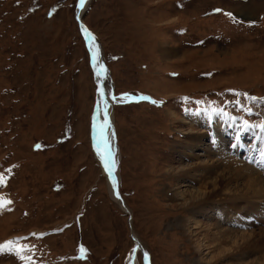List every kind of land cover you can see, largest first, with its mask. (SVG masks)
Instances as JSON below:
<instances>
[{
	"label": "rangeland",
	"instance_id": "rangeland-1",
	"mask_svg": "<svg viewBox=\"0 0 264 264\" xmlns=\"http://www.w3.org/2000/svg\"><path fill=\"white\" fill-rule=\"evenodd\" d=\"M77 2L0 0V200L11 201L0 209V244L15 241L31 257L0 255V264H128L134 252L143 264V251L151 264H239L260 255L264 198L238 199L236 208L207 201L201 222L212 233L219 225L255 231L236 232L240 248L254 251L238 255L224 238L200 254L175 220L190 212L167 190L201 184L185 174L172 180L173 168L213 159L242 166L248 152L234 154L236 144L261 145L251 133L254 141H237L234 122L264 125V0L89 1L83 20L113 100L119 190L131 219L93 148L98 88ZM216 120L232 133L221 148ZM196 135L203 144L186 151Z\"/></svg>",
	"mask_w": 264,
	"mask_h": 264
},
{
	"label": "bare ground",
	"instance_id": "bare-ground-1",
	"mask_svg": "<svg viewBox=\"0 0 264 264\" xmlns=\"http://www.w3.org/2000/svg\"><path fill=\"white\" fill-rule=\"evenodd\" d=\"M89 1L90 0H85V5L83 9L84 12L87 9V5ZM92 36L93 35L91 34L87 37L86 44H88L89 51L91 54V64H92V68L94 71V75L96 77L95 79H96L97 88H98L95 108L96 110H99L98 111L99 117H97V113L95 115L96 111L94 108V114H93V119H92V136H91L92 143H93V148L96 153L98 162L101 165V168H102V171L104 172L105 177L107 178L111 195L114 198V200L116 199V201L120 203V200L117 199V197H115V193H114L115 186L113 185V182H112L113 177H114L116 181L115 185L119 187L120 180H121L120 179V167H119L121 153H120V149L116 141V135H115V128H114L115 118H114L113 100H112L110 89L107 83L105 82V74H104V71L102 69V64H101V61H102L101 53H99L100 51H98L97 43L95 42V40H93ZM93 52L96 53L95 60L93 59ZM171 52L174 53L173 51ZM101 90L104 91L103 98L100 95ZM107 104L109 105V107H108V113L105 116L102 110H103V106ZM102 122L104 125L107 123L106 126L108 128L107 130H108V135H109L108 145L111 151L112 152L114 151V155H115V161H116L117 167L115 169V172L113 173V177H109L108 170L104 167V161L102 159V155H104L105 157H107L108 155L106 148H105L106 145L100 133V129H101L100 124ZM236 122H238L237 126H235V128L237 129L236 130L237 133L235 135V138H237V141L240 137L248 133H251L256 137H261V139L260 138L257 139L261 145L256 143L254 147L247 148L245 144L243 143V141H240L239 143L236 144V150H234L235 151L234 154L240 155V153L247 151L248 154L245 157H247L246 163L248 165L241 162L242 166H240V164L238 163L239 166L238 164H236V166L233 167V165L226 166L227 164L225 165V161L220 162L215 159L201 160L199 162L194 163V165L185 163L184 166H182L181 168L179 169L177 168V170H174L173 168L169 173V176L171 177L172 180L176 177L175 175L178 176L177 177L178 179V178H181L182 174H185L189 176H194L201 183L198 187H194L192 185H189L188 183H181V184H178V186L171 188L170 190H167V192H171V197L168 199L169 201H171L170 202L171 204H174V203L177 204V201L181 200L180 203L182 204L181 206V208L183 209L182 211L190 212L189 213L190 215H185V216L182 215L175 220H176V224L179 225V228L183 230V234L188 235L191 240L196 236L195 237V252L200 253V254L203 252L204 246L208 245L207 247H210L209 244L211 243H216L215 245H221L225 243L224 238H226V240L229 238L228 241L226 240L225 241L226 243L228 242V244L230 245V248L232 246L235 248H238L237 249L238 253L236 252V254L238 255L249 253L251 250L254 251V249H250L249 251H243L240 248L241 246L237 244L238 240L236 239V232H240V234L243 237H248L250 235H253L255 231L246 232V231L234 230V229L219 225L215 227L216 231L212 233L211 230L214 229L213 224L205 225L204 223L201 222L199 218L201 216L200 213H203V211H205V203L207 201H212L213 199L225 200V201L226 199H230L232 200L231 203H229L230 206L233 208H236L237 205L235 204H238L240 202L238 199H242L243 201H246V202L248 201L252 202L254 199L264 198V156H262V153H264V130H262L259 127L260 124H258V125H249L251 127H249L247 131H244L242 130V126L245 121L241 118H236L234 123ZM215 124H216L215 125L216 129L218 131L216 142L218 146L221 148L222 142L228 139L227 135L229 133L226 129H224L225 124L223 127H221L223 124V120L222 121L216 120ZM227 124H230V123L227 121ZM220 128L221 130L219 131ZM201 140H202V137L196 135V138H194L193 144H185L183 147L186 148V151H195L198 147L200 148V146L203 144ZM254 151L255 153H253ZM233 160L234 159L230 158L228 159L227 162L230 163V162H233ZM220 167H223V168L219 171ZM199 169H203V170L207 169L209 171L207 172L208 175L207 176L205 175V177L202 176L201 174L202 170L200 171ZM209 173H215L217 175L213 178H209L210 177ZM263 208L264 206H262V209ZM240 220L241 219H236L235 221L236 224H239ZM201 231L203 232L202 233L203 235H202V238H199V234L201 235ZM211 233H212V237L210 238L209 235ZM128 264H138V258L136 256V252L132 254V256L129 259ZM143 264H145L144 261H143ZM239 264H264V252L262 251L260 255L254 256L252 258L241 259Z\"/></svg>",
	"mask_w": 264,
	"mask_h": 264
},
{
	"label": "snow or ice",
	"instance_id": "snow-or-ice-1",
	"mask_svg": "<svg viewBox=\"0 0 264 264\" xmlns=\"http://www.w3.org/2000/svg\"><path fill=\"white\" fill-rule=\"evenodd\" d=\"M80 4H81V7H83L85 4V0H80ZM217 11H220V10H217ZM227 15L232 16V13H227ZM83 31L85 32L86 35H90V33H88L87 29H83ZM93 40H94V37H93ZM95 58H96V53L93 52V59L95 60ZM100 95L102 98L104 97V91L103 90H101ZM141 99L147 100L149 98L148 97H141ZM253 99H255V98H253ZM105 103H107V102H105ZM153 103H156V102L153 101ZM249 127H251V126H249L248 123L245 121L243 126H242V130L247 131L249 129ZM259 127L262 130H264V125H260ZM106 150L108 153L107 157L102 155V159L104 161V167L108 170L109 177H113V168L115 167L116 161L113 157L111 149L107 148V142H106ZM262 156H264V153H262ZM112 182H113V185L115 186L116 181H115L114 177H113ZM3 183H4V178H3V176H0V186H2ZM117 197L119 198L118 192H117ZM10 203H11V201L0 200V209H3L6 206V204H10ZM33 235H36V234L34 233ZM41 235H43V234H41ZM30 250L31 249H28V251H30ZM24 252H25V248L23 246L17 245V243L15 241L9 240L6 243L0 244V255L14 254L21 261L31 260L30 256H26L23 254ZM81 253H82L81 258H84L83 254L86 253V250L83 247H81Z\"/></svg>",
	"mask_w": 264,
	"mask_h": 264
},
{
	"label": "water",
	"instance_id": "water-1",
	"mask_svg": "<svg viewBox=\"0 0 264 264\" xmlns=\"http://www.w3.org/2000/svg\"><path fill=\"white\" fill-rule=\"evenodd\" d=\"M85 5V4H84ZM83 9H84V6L83 7H81V4H80V0H78V2H77V8H76V19H77V21L79 22V24H80V28H81V31H82V33H83V35H84V37H85V39H86V41H87V37L89 36V35H86L85 34V32L83 31V29H87L88 30V33H90V35H91V31L89 30V28L87 27V25H86V23L84 22V20H83V14H84V11H83ZM108 107H109V105L107 104V105H104L103 106V110H102V112H103V114L106 116L107 115V113H108ZM95 115H96V113H97V117H99V110H96V108H95ZM101 125V129H100V133H101V136H102V138H103V141H104V143H105V145H106V142H107V148H109V135H108V128H107V123L104 125L103 124V122L100 124ZM105 148H106V146H105ZM107 151V150H106ZM112 154H113V157H114V159H115V155H114V151L112 152ZM116 167H117V165H116V163H115V167L113 168V173L115 172V169H116ZM107 179V178H106ZM114 193H115V197H117V192L119 193V198L117 197V199H119L120 200V203H121V207L126 211V212H128L129 214H130V217H129V219H131V212H130V209H129V207L127 206V204H126V201H125V199L123 198V196L121 195V193L119 192V188H118V186L117 185H115V188H114ZM133 238L136 240V242H137V245L141 248V249H143L142 248V245H141V243H140V241L133 235ZM143 251V250H142ZM143 259H144V262H145V264H150V260H149V256L147 255V253L146 252H144L143 251Z\"/></svg>",
	"mask_w": 264,
	"mask_h": 264
}]
</instances>
